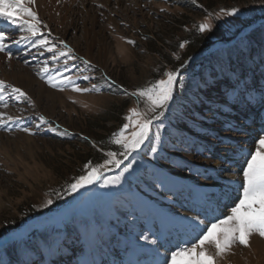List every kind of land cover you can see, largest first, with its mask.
I'll return each instance as SVG.
<instances>
[{
    "label": "rangeland",
    "instance_id": "rangeland-1",
    "mask_svg": "<svg viewBox=\"0 0 264 264\" xmlns=\"http://www.w3.org/2000/svg\"><path fill=\"white\" fill-rule=\"evenodd\" d=\"M52 1L44 0L42 3L41 0H37V7L34 10L38 12L39 19L49 26L48 29H42L45 34L50 30L53 38L59 37L64 40L78 57L77 60L69 63L72 71L65 73L71 75L76 83L82 87H91V84L95 83L103 88L102 76H106L131 92L136 87L159 79L160 71L179 67L189 56H193L196 63L189 62L190 70L197 75L194 79L186 81L187 89L183 93L184 98L173 104L171 110L166 113V118L163 119L164 128L161 130L162 137L166 141L171 138L173 142L176 137H185L197 146L212 148L217 155L227 152L229 160L232 154L227 145L240 141L241 147L249 150L254 147L253 139L260 130L259 122L253 125L251 119L246 121L250 125L247 136L220 131L225 121L239 122L243 117L235 110L213 116L207 111L208 99H215L219 93L208 92L206 98L202 86L198 89L197 84L199 83L198 74L205 72L215 63L213 54L216 53L217 48L231 46L234 33H252L264 26V10L259 0L255 2L254 0H198L209 11H218L220 7L239 6L243 15L238 18H229L232 23L227 25L218 22L219 27L209 37L195 39L184 29L190 27L193 22L199 21L204 12L203 9L192 5L191 0H167V2L165 0H107L106 4L102 2L103 0H78L82 1L83 7L77 8L78 11L70 21L68 14L64 16V20L62 19L63 12L58 16L51 14L53 12L51 7L60 5L56 0ZM75 1L71 3L73 9L79 6V2ZM46 3H49L51 7L47 8ZM161 8L166 11L160 12ZM42 10L44 15L41 16ZM83 28H88L91 33L83 34ZM13 34L18 35L15 30ZM85 38L86 41H84ZM91 39L93 41L89 44ZM126 40H132L135 43L129 45ZM184 40H189L190 44L181 51L178 45ZM25 50L23 47L18 49L13 45L12 63L28 74L32 80L29 85L23 88L16 84L17 81L14 78H7L6 72L9 73L7 70L10 62H7L5 58L0 64V79L24 90L31 98L34 107L29 108L27 102L17 104L9 101V108H0V111L27 117V122L33 126L37 122V117L43 116L49 121V125H60L61 130L68 129L72 135L59 137L46 130L49 125H43L44 130L35 136H29L15 129L10 132L0 129V240L11 239L24 228L26 223L42 220L45 216H50L58 209L67 208L71 204V206H80L91 211L110 228L101 247L93 253L97 259L104 260L106 264H113V261L115 264H130L135 260L141 261L142 264H154L157 257L149 250L158 249L160 253L162 251L161 254H164L165 249H174L178 246L185 238V233L176 225L162 224L158 218L147 212L132 213L136 217L134 222L128 218L129 212L123 205L127 203L129 188L139 191L144 187L143 184L137 186V182L130 174L126 173L122 178V187L119 190L103 189L93 185L90 189L82 190L85 195L77 194L79 200H74L71 196L57 199L55 193H52L51 198L55 201L52 212L48 209L33 210L48 198L46 193L52 192L53 189L61 190L67 180L79 175L85 163L88 161L94 164L101 163L106 158L102 151H97L91 146L93 142L103 151L116 149L115 145L108 143L109 138L126 122L124 117L128 115L129 109L135 106V101L130 97L112 95L108 91L91 95H79L70 89L64 92L56 91L36 75L41 62L50 59L49 54L40 56L33 50L32 54L25 56L23 55ZM174 52H180V61L174 59L172 55ZM0 56L3 55L0 54ZM25 59L29 61L27 65L23 63ZM81 59L90 61V65L85 66L81 63ZM57 67L63 70L62 62ZM81 70L84 71L81 72ZM82 75H88L93 79L89 82L78 78ZM50 92L55 95H50ZM197 96L205 99V105L198 102ZM183 113L189 115L182 116ZM178 117L181 118L184 126L180 129L176 127ZM190 117H196V121L193 122ZM206 117L212 118L205 119ZM18 123L25 122L18 121ZM158 123L160 121L154 122L152 137L149 142H146L141 152L133 153L137 163L142 164L145 170L151 162L145 153L150 151V144L155 143V125ZM216 131H220V136H231L232 139L221 143L215 138ZM81 136L88 137V141H81L79 139ZM245 141L246 143H243ZM168 147L171 150L170 143ZM190 151L195 152L196 148H191ZM208 155L207 152L201 156L172 151L171 158L182 156L184 160L194 165H202L200 172L208 175L204 172L205 167H218L216 159H205ZM128 162L125 161V164ZM123 167L124 165L121 169L105 172L104 177L119 175ZM224 175L226 179H233L237 184L240 183L239 175L229 176L227 173ZM175 178L184 184L199 188L201 192L219 195L228 191L222 186L223 181L205 180L199 178L195 172L185 171ZM103 193L111 194L102 195ZM230 196L234 198L236 192L233 190ZM155 199L156 207L160 211L168 212L170 207L177 211L176 206L169 205L166 200L159 197ZM231 204L232 199L227 197L218 209L213 202L212 209L207 213L208 218H212L213 215H226L228 205ZM116 209L120 211L115 212ZM198 211L197 205L192 208V211L187 213L179 211V214L191 216ZM114 212L115 215H113ZM203 215L202 213L200 218H203ZM154 224L165 236H168L169 242L160 247L164 240L162 236L157 244L138 241L142 249L133 247L131 238L139 237L141 234L147 235L149 239L157 238L153 235ZM6 227L8 231H5ZM125 241H129L126 248ZM0 255H3L9 264H14L15 253L0 250ZM220 264H264V240L256 236L252 237L249 248L235 247L231 254L221 260Z\"/></svg>",
    "mask_w": 264,
    "mask_h": 264
},
{
    "label": "snow or ice",
    "instance_id": "snow-or-ice-1",
    "mask_svg": "<svg viewBox=\"0 0 264 264\" xmlns=\"http://www.w3.org/2000/svg\"><path fill=\"white\" fill-rule=\"evenodd\" d=\"M59 3L60 0H57V4ZM191 4L203 9L204 12L199 21L193 22L190 27L184 29L193 39L207 38L219 27L218 22L227 25L232 23L229 18L243 15L239 6L220 7L218 11H209L198 0H191ZM259 4L264 10V0H259ZM97 6L101 7V5ZM36 7L37 0H0V21L3 22V27H0V54L6 61L10 62L14 58L11 51L13 45L18 49L21 47L26 49L23 53L25 56L32 54L33 50L40 56L49 54L50 59L41 62L36 75L50 88L59 92L70 89L79 95L103 94L108 91L112 95L132 98L135 106L130 108L128 115L124 117L126 122L109 138L108 143L115 145L116 149L103 151L93 142L91 146L97 151H102L106 158L101 163L94 164L92 161L85 163L79 175L67 180L61 190L53 189L52 192L46 193L48 198L33 210L48 209L52 212L55 203L51 198L52 193H55L57 199L71 196L74 200H79L77 194L85 195L82 190L90 189L93 185L103 189L119 190L122 187V178L127 173L133 176L137 186L144 185L139 191L130 187L127 192V203L123 207L129 212L128 218L134 222L136 217L132 213L147 212L158 218L162 224L176 225L185 233V238L180 244L174 249H165L164 254L158 249H150L149 251L157 257L154 264H220L235 247L249 248L252 237L256 236L264 240V26L252 33H234L231 46L217 48L216 53L213 54L215 63L205 72L198 74L197 88L202 86L206 98L208 92L219 93L215 99H208L209 113L214 116L235 110L243 117L239 122L225 121L220 131L247 136L250 125L246 121L251 119L253 125L259 122L260 130L253 139L254 147L251 150L241 147L240 141L227 145L232 154L229 160L227 152L217 155L212 148L197 146L185 137H176L173 142L171 138L166 141L161 135L166 113L171 110L173 104L184 98L186 81L194 79L197 75L191 72L189 64L190 61L196 63L195 57L189 56L179 67L160 71L159 79L136 87L131 92L106 76H102L103 88L95 83H92L91 87H82L71 75L65 74L72 71L69 66L70 61H75L78 57L64 40L59 37L53 38L50 30L45 34L42 29H48L49 26L39 19L38 12L34 10ZM165 11L164 8L160 9L162 13ZM13 30L18 35H14ZM126 43L134 45L135 42L126 40ZM189 44V40H184L179 43L178 48L182 51ZM172 55L175 60H181L180 52H174ZM60 62L63 70L57 67ZM23 63L27 65L29 61L25 59ZM81 63L85 66L90 65V61L86 59H81ZM78 78L89 82L93 79L88 75ZM197 100L201 105L206 103L205 99L199 96ZM9 101L17 104L27 102L29 108L34 107L31 98L24 90L0 79V108L8 109ZM72 102L76 103V101ZM184 115L189 114L183 113L182 116ZM190 118L193 122L196 121V117ZM18 121L25 123L20 124ZM27 121V117L0 111V129L6 132L15 129L29 136H35L44 130L43 125H49V121L43 116L37 117L34 126ZM156 121L160 123L155 125V143H151L150 151L145 153L151 161L148 169L145 170L142 164L137 163L133 153H140L146 142L150 141ZM176 127L178 129L184 127L180 117L177 118ZM46 130L62 138L72 135L68 129L61 130L60 125H49ZM220 131L215 132L217 141L223 143L232 139L231 136H220ZM79 139L88 141L89 138L81 136ZM169 143L171 150L168 147ZM191 148H196V151H190ZM172 151L201 156L207 152L209 155L205 159H216L218 167H205L204 172L208 175H204L200 172L202 165H194L184 160L182 156L173 159ZM125 161L129 162L125 164ZM122 165L124 167L119 175L104 177L105 172L121 169ZM185 171L195 172L199 178L205 180L223 181L222 186L228 191L219 195L201 192L199 188L184 184L175 178ZM225 173L229 176L239 175L240 183L226 179ZM233 190L236 192L234 198L230 196ZM156 197L166 200L169 205H175L177 211L171 207L168 212L160 211L156 207ZM226 197L232 199L227 214L213 215L209 219L207 213L212 209L213 202L218 209ZM197 205L199 211L193 215L179 214V211L185 213L192 211ZM119 211L120 209L115 210V212ZM202 213L203 218H200ZM153 227L155 229L153 235L157 237L156 239H149L147 235L141 234L139 237L131 238L132 246L142 249L138 241L157 244L162 236L164 240L160 247L168 243V236L157 229L155 224ZM5 231H8L7 227ZM109 232L110 228L91 211L70 204L69 207L58 209L42 220L26 223L24 228L11 239L0 240V250L15 253L14 264H106L104 260L97 259L93 253L101 247L104 237ZM128 243L129 241L124 242L125 248ZM0 264H9L3 255H0ZM130 264H142V262L135 260Z\"/></svg>",
    "mask_w": 264,
    "mask_h": 264
},
{
    "label": "bare ground",
    "instance_id": "bare-ground-1",
    "mask_svg": "<svg viewBox=\"0 0 264 264\" xmlns=\"http://www.w3.org/2000/svg\"><path fill=\"white\" fill-rule=\"evenodd\" d=\"M43 1L44 0H41V2L43 3ZM54 1V0H53ZM52 1V2H53ZM57 1V0H56ZM55 1V2H56ZM72 1L73 0H60V5H57V6H55V7H51L50 5H49V3H46L47 5H46V7L47 8H50L51 7V9L53 10V12L51 13V14H55V15H57L58 16V14L56 13V12H58L59 13V15H60V13H62L63 15H62V19L64 20V16L66 15V14H68V16H69V21L70 20H72L71 18H72V16H74L75 14H76V12L78 11V9H79V7H83V3H82V1H78V0H76V1H78L79 2V6H77L76 7V9H73V7H72V5H71V3H72ZM75 1V2H76ZM78 2H76V3H78ZM103 3H105L106 4V2H107V0H103L102 1ZM51 4V3H50ZM105 4H103V5H105ZM72 8V9H71ZM39 9V11H40V8H38ZM51 9H49V11L51 10ZM43 11V10H42ZM39 13H41V12H39ZM69 13H70V15H69ZM42 14L44 15V11H43V13H41V16H42ZM67 16V17H68ZM51 17V16H50ZM65 22V21H64ZM0 23H1V21H0ZM48 23V22H47ZM1 26L3 25V24H0ZM84 29V32H83V34H87V33H91L90 31L91 30H89L88 28H83ZM96 32V31H95ZM94 33V32H93ZM88 35V34H87ZM85 37V36H84ZM87 39L85 38L84 39V41H86ZM90 42H89V44L93 41L92 39L91 40H89ZM4 58V56H0V64H1V60ZM5 61V60H4ZM8 70L7 71H9V73H7L6 72V76H7V78H9V77H12V78H14L16 81H17V83L16 84H18L19 86H21V87H23V88H25L26 86H28L29 85V83L32 81L31 79H30V77L28 76V74L26 73V72H23L22 71V69L21 68H19V67H17L15 64H13L12 63V61H10V63H8ZM7 67V66H6ZM25 71V70H24ZM15 81V82H16ZM39 89V88H38ZM42 89V88H41ZM44 89H42V91H43ZM45 91V90H44ZM38 92H40V90H38ZM48 93V92H47ZM50 95H55L54 93L52 94V92H50L49 93ZM156 228H157V226H156ZM153 229H154V227H153ZM161 253H162V251H161Z\"/></svg>",
    "mask_w": 264,
    "mask_h": 264
}]
</instances>
